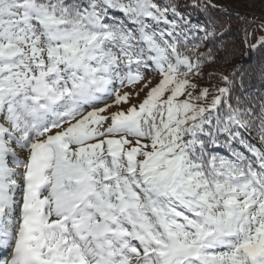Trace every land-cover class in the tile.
<instances>
[{
  "label": "snow or ice",
  "instance_id": "obj_1",
  "mask_svg": "<svg viewBox=\"0 0 264 264\" xmlns=\"http://www.w3.org/2000/svg\"><path fill=\"white\" fill-rule=\"evenodd\" d=\"M191 7L0 0V264H264V19Z\"/></svg>",
  "mask_w": 264,
  "mask_h": 264
},
{
  "label": "trees",
  "instance_id": "obj_2",
  "mask_svg": "<svg viewBox=\"0 0 264 264\" xmlns=\"http://www.w3.org/2000/svg\"><path fill=\"white\" fill-rule=\"evenodd\" d=\"M177 3L182 10L186 9L191 14L194 22L202 21V20L206 19V15H207L206 13L202 12L199 8L193 9L191 7L192 0H177ZM216 3L223 5L222 3H219L218 0H216ZM222 9L225 10L226 7L224 6V8H222ZM210 14L212 16L218 17L220 19H230L231 20L232 25H233V32H232V35L229 37V39L234 44H236L237 46H241L240 41L243 38L242 31H240V29L242 27V23H243L242 20L240 19L241 17H239V15L237 13L230 15L227 12H226V14H224V13L220 12L219 10H213ZM260 22H261V19H258L257 21L254 22V25L258 26L260 24ZM259 35H260V33L257 32L256 33L257 39L259 38ZM262 58H264V50H256L253 52V61L254 62L259 61ZM218 59H219V57H218ZM210 66H215V68H216V69L212 70L213 73H211V74H217V73L225 70L226 68L231 67V65H227V64H212V65H206L203 68V70L206 68H210ZM212 83H215V81H212Z\"/></svg>",
  "mask_w": 264,
  "mask_h": 264
},
{
  "label": "rangeland",
  "instance_id": "obj_3",
  "mask_svg": "<svg viewBox=\"0 0 264 264\" xmlns=\"http://www.w3.org/2000/svg\"><path fill=\"white\" fill-rule=\"evenodd\" d=\"M222 3L226 9H220L219 11L226 14H238L239 17H244L249 21H252L253 17L258 19H264V0H218ZM254 21V22H255ZM243 22V21H242ZM216 69L215 66H210L203 70V79L201 84L207 86L208 75L213 73L212 70Z\"/></svg>",
  "mask_w": 264,
  "mask_h": 264
}]
</instances>
